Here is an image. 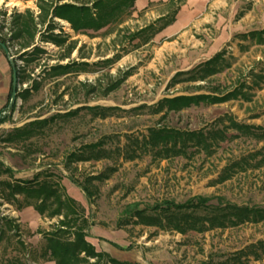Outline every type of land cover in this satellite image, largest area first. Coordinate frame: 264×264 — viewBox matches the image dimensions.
Returning <instances> with one entry per match:
<instances>
[{
	"label": "rangeland",
	"instance_id": "374dc122",
	"mask_svg": "<svg viewBox=\"0 0 264 264\" xmlns=\"http://www.w3.org/2000/svg\"><path fill=\"white\" fill-rule=\"evenodd\" d=\"M45 1L48 0H0V41L6 40L18 70L24 69L25 80L18 81V94L30 90L26 99H16L13 113L2 112L6 119L0 124V162L12 170L14 178L33 179L40 174L37 180L58 183L85 209L89 219L88 241L98 251L111 246L120 261L201 264L211 259L224 260L252 243L264 242V222L181 234L169 228L146 226L134 216L136 209L153 213L155 205L165 201L181 204L196 197L210 198L212 206L223 203L264 208L262 156L248 159L243 168L230 171L231 178L220 181L226 168L262 150L264 141L235 137L237 132L229 129V139L220 143L211 156L191 153L189 157L154 160L151 153H146L127 160L114 152L110 158L75 163L69 170L66 166L67 157L86 145L103 141L104 149H123L131 137L142 139L150 128L160 125L198 130L209 128L218 118L230 115L238 122L264 127V84L251 90L248 100L239 98L193 105L165 117L144 107L167 97L211 93L206 89L197 90L199 83H192L189 90H186L187 84L168 87V83L177 72L187 71L224 49L232 65L216 75L214 81L224 92L243 81L251 85L254 74H264V44L240 37L264 30V0H227L215 12L212 22L193 30L184 42L160 35L147 44L144 35L131 40L132 33L155 21L154 17H146L133 8L127 9L121 20L87 34H76L73 29L68 30L64 22L55 19L52 31L67 38L64 46L43 41L44 33H50L49 22H41ZM149 9L157 16L167 6L156 2L150 4ZM28 12L38 23L37 34L34 43L23 48L24 38L13 39L16 27L13 21ZM172 15L170 13L169 17ZM162 24L163 21L157 26ZM74 41L77 48L69 58H64L67 46ZM36 46L45 53H34ZM33 56L36 59L29 62ZM73 63L76 65L66 74L48 72L54 65ZM126 71H131V75L119 88L105 95L108 85ZM9 79L5 95H0V112L11 93V75ZM36 82L39 83L37 90L33 87ZM95 106L113 109L109 116L102 118L94 116L88 108ZM74 111L77 112L69 115ZM33 122L41 123L32 137L4 142L9 133ZM0 171V181H12V175L4 173L1 165ZM101 173H107L109 178L93 180L90 188L95 194L90 197L81 183ZM0 215L17 220L21 238L27 245L24 251L16 248L15 240L11 244L7 240L1 243L0 264L12 257H19L26 264H56L42 255L46 243L43 233L52 231L60 218L40 215L31 206L18 211L15 205L6 202L0 206ZM249 264H264V258L251 259Z\"/></svg>",
	"mask_w": 264,
	"mask_h": 264
},
{
	"label": "trees",
	"instance_id": "16d2710c",
	"mask_svg": "<svg viewBox=\"0 0 264 264\" xmlns=\"http://www.w3.org/2000/svg\"><path fill=\"white\" fill-rule=\"evenodd\" d=\"M136 1L92 0L82 3H60L54 2L53 0L45 1L46 3L42 5L44 14L41 16V22H49L47 29L50 33H44L43 41H51L57 46H64L66 44L67 38L59 37L52 31L55 28V19L69 22L76 34H87L89 31L98 32L116 21L121 20L125 11L133 8ZM169 1L170 6L173 8L172 17H162L156 22L163 21V25L157 27L155 24H150L132 33L130 39L134 40L144 35L146 36L144 42H148L168 26L174 20V15L177 13L180 7L179 5L183 0ZM49 17H51V20H49ZM13 22L16 25L13 39L22 37L25 41L22 43V47H30L34 43L38 25L33 15L30 12L24 15H18ZM240 37L244 40L250 39L256 41L258 44H264V30L244 34ZM3 45H6L8 48L6 40L0 41V48L2 50H4ZM67 48L68 52L64 58L71 56L72 52L77 48V42L70 43ZM34 53H45V50L36 46ZM226 54L227 50L224 49L209 60L198 64L190 70L179 71L168 83V87L187 84L186 90L192 87V83H199V85H196L197 90L206 89L211 93L167 97L161 99L153 106L144 107L149 108L153 114L163 113V117H165L171 112L177 113L193 105H211L239 98L248 100L250 98V91L264 84V74H254L251 85L247 81H243L242 83H238L232 90L224 92L219 85L214 84V81L217 79L216 75L222 73L227 67L232 65L230 59L226 57ZM35 59L36 57L33 56L28 61L33 62ZM106 61L112 62V59H107ZM74 65L76 63L66 65L57 64L48 68V72L54 75L66 74ZM23 72L24 69L22 72L18 70V81L20 80V83L25 80ZM130 75L131 71H126L121 77L108 85L104 94H110L119 88ZM209 84L212 86L208 87L207 85ZM33 87L37 90L39 83L36 82V85ZM29 94L30 90L26 89L18 94L17 99L18 97L26 99ZM11 95L12 86L9 100L0 112V124L6 119V116H2V112L9 110L13 113L16 110L17 102L9 106ZM88 108L94 116L102 118L109 116V112L113 109L99 106ZM76 112L69 113V115H73ZM40 123L33 122L15 129L9 133L4 142L13 143L29 139L36 133ZM229 129L237 132L235 137L245 136L256 139L257 141H264V127L238 122L232 116L224 115L215 120L211 127L198 130H180L166 125L152 127L148 130V135L142 139L139 137H131L123 149H104L103 141L89 144L78 151L72 152L67 157L66 166L69 170L75 163L110 158L114 152H118L119 156L123 155L124 159L127 160H134L146 153H151L154 160L189 157L191 153H204L206 156H211L216 152L220 143L229 139ZM258 156H262L261 162L264 163V148L256 154L250 155L248 158L234 162L230 169L226 168L224 173H222L220 181L228 180L232 176L230 171H234L235 168H243L248 163V159H253ZM0 165L3 166L4 173L12 175V181H0V206L4 202L10 203L15 205L18 211L31 206L40 215L50 219L55 217L60 218L58 224L52 231L43 233V238L46 243L42 255L45 258L54 261L56 264H101L103 261L110 264H141L120 261L104 251H98L87 239L86 229L89 226V219L85 215V209L80 207L77 201L68 195L58 183L51 182L47 179L42 181L37 180L40 174L36 175L33 179H16L13 176L12 170L5 167L1 162ZM106 178H109L107 173L88 177L86 183H81L83 191L90 197H93L95 193L91 190L90 184L93 180L103 181ZM75 182L77 183V181ZM210 200L207 197H196L181 204L174 201H165L155 205L153 213L136 209L134 216L139 223L146 226H155L160 229L169 228L181 234L190 231L204 233L213 229L238 227L247 222H264V208L223 203L212 206L209 204ZM6 240L9 244L15 240L17 249L27 250V245L21 238L20 225L17 223V220L0 215V245ZM262 258H264V242L260 241L246 246L229 255L224 260L214 262L211 259L201 264H249L251 259L256 261ZM92 259H95V261L91 262ZM2 264L26 263L19 257H12L6 259Z\"/></svg>",
	"mask_w": 264,
	"mask_h": 264
},
{
	"label": "crops",
	"instance_id": "0c3cea01",
	"mask_svg": "<svg viewBox=\"0 0 264 264\" xmlns=\"http://www.w3.org/2000/svg\"><path fill=\"white\" fill-rule=\"evenodd\" d=\"M226 1L227 0H183V2L179 5L180 7L177 13L174 15V20L168 26H166L161 32L157 33L153 38H155L157 35H160V37H164L167 39L174 38V41L177 42L178 41L184 42V40H187L189 38L193 30L200 29L203 27L205 23L212 22L214 19L213 16L215 15V12L220 7L225 5ZM156 2H162L167 6V9L162 14H159L157 16L154 14L153 11H150L149 9L150 4ZM133 9L137 13L140 14L145 13L146 17L149 16L154 17L155 21L150 24H155V26H157V23H159L156 21H158L159 19L165 16L169 17L170 13L173 14L172 11L173 8L170 6L169 0H137L135 2ZM58 20L62 22L64 21L61 19ZM69 25L72 30L70 23ZM153 38H151L150 41H152ZM150 41L145 42V44L149 43ZM10 75L13 81V71L10 61L8 60V57L6 56L4 50L0 48V95H5L10 83V79H9ZM110 247L111 246H109V248L104 247L102 251L108 253L113 258L120 260V257L117 256L118 253L115 250H113L112 247L111 248Z\"/></svg>",
	"mask_w": 264,
	"mask_h": 264
},
{
	"label": "water",
	"instance_id": "95a60500",
	"mask_svg": "<svg viewBox=\"0 0 264 264\" xmlns=\"http://www.w3.org/2000/svg\"><path fill=\"white\" fill-rule=\"evenodd\" d=\"M4 51L6 53V56L8 57L12 71H13V82H12V95H11V100L9 106H12L17 99V94H18V67L16 64V61L12 54L9 52V49L6 47V45H3Z\"/></svg>",
	"mask_w": 264,
	"mask_h": 264
},
{
	"label": "bare ground",
	"instance_id": "6f19581e",
	"mask_svg": "<svg viewBox=\"0 0 264 264\" xmlns=\"http://www.w3.org/2000/svg\"><path fill=\"white\" fill-rule=\"evenodd\" d=\"M12 4H14V3H9V5H12ZM64 23H65V25H67L68 26V30H70L71 31V28H70V25H69V23L68 22H66V21H63Z\"/></svg>",
	"mask_w": 264,
	"mask_h": 264
},
{
	"label": "built area",
	"instance_id": "2783aa9c",
	"mask_svg": "<svg viewBox=\"0 0 264 264\" xmlns=\"http://www.w3.org/2000/svg\"><path fill=\"white\" fill-rule=\"evenodd\" d=\"M14 57V56H13Z\"/></svg>",
	"mask_w": 264,
	"mask_h": 264
}]
</instances>
